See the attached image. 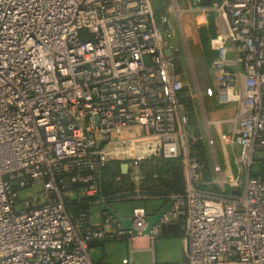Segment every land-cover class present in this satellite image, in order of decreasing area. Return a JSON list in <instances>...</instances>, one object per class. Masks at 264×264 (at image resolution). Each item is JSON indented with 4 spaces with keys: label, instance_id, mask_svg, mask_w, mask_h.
<instances>
[{
    "label": "built area",
    "instance_id": "obj_1",
    "mask_svg": "<svg viewBox=\"0 0 264 264\" xmlns=\"http://www.w3.org/2000/svg\"><path fill=\"white\" fill-rule=\"evenodd\" d=\"M199 1L190 0L198 27L210 15L215 23L202 89L189 57L165 40L168 17L152 0H0V264H95L90 242L121 240L131 250L119 264H137L131 251L178 223L183 260L171 264H264V175L252 171L264 151V0ZM220 124L230 179L208 132ZM196 140L215 178L203 174ZM152 159L182 166L183 194L166 195L175 202L161 223L145 237L103 212L94 223L92 207L110 198L100 193L101 168L126 163L114 181L138 185L139 166ZM82 198L90 210L76 224L65 199ZM145 215L131 210L138 233Z\"/></svg>",
    "mask_w": 264,
    "mask_h": 264
},
{
    "label": "rangeland",
    "instance_id": "obj_2",
    "mask_svg": "<svg viewBox=\"0 0 264 264\" xmlns=\"http://www.w3.org/2000/svg\"><path fill=\"white\" fill-rule=\"evenodd\" d=\"M166 12L165 14L168 17V25L170 32L169 35H165V40L170 43L172 46H176L179 49L180 55L183 56L185 60H187V56L190 59V63L192 64L193 71L196 75V79L200 86V89L204 88L207 83L210 81V76L212 75V71L209 69V65L207 60L205 59V55L202 50V46L200 43L199 29L201 27L206 26L209 22L214 23L213 15H210L207 19V22L198 27V17L197 12L191 11L190 0H167L166 6L163 8ZM158 13V11H157ZM215 27V23H214ZM182 39L185 41L187 45V49L184 48V44ZM181 57V56H180ZM182 70L181 74L183 78H189L191 76V69L183 64L182 62ZM185 71V72H184ZM190 82V81H187ZM204 108L206 110V115L208 119H210V106L208 105V101L205 99ZM215 108V106L213 105ZM219 114V113H218ZM229 113L226 114L225 118H228ZM193 135L195 138L199 135L201 137V133L198 130V124L192 122ZM210 138L212 143L214 144L216 151V163L218 168L226 175L227 179L232 178L234 175L231 172V167L229 164V144H228V134L226 125H209L208 129ZM193 149L196 151L197 157L201 160L203 164L204 170L202 171L204 175L208 177L215 178L213 173V168L208 166V157L204 152V146L201 141L196 140L193 144ZM199 160V161H200ZM255 160L263 162L264 154H256ZM143 164V163H142ZM141 164V165H142ZM140 168V167H139ZM138 168V173L141 174ZM257 167L254 166L255 170ZM133 189L138 186L141 188V184L139 182L138 185L132 184ZM217 188L218 185L216 184ZM220 189V188H219ZM223 189V188H221ZM30 194V191H24L19 193V197H27ZM153 200H140V201H114L110 202V207L113 211H115L121 217L127 218L131 216L132 208L136 206L144 207L147 212H150V205L154 204ZM159 207V206H158ZM156 207L155 210L158 208ZM154 210V211H155ZM93 214V222H100V208L98 206H93L91 209ZM153 212V211H152ZM143 245L147 246V241L142 239ZM150 249L145 250H135L131 251L132 261L137 264H147L150 262H155L156 264H171L178 263L183 260V249H182V239L180 237H163L160 236L156 238L152 244H150ZM131 250V245L127 240L121 241H111L103 244L102 247H95L93 249H89L88 253L90 259L93 263L98 264L99 262H104L105 264H119L123 260L129 258Z\"/></svg>",
    "mask_w": 264,
    "mask_h": 264
},
{
    "label": "trees",
    "instance_id": "obj_3",
    "mask_svg": "<svg viewBox=\"0 0 264 264\" xmlns=\"http://www.w3.org/2000/svg\"><path fill=\"white\" fill-rule=\"evenodd\" d=\"M160 14L157 16V20L160 19ZM215 34V27L213 22H209L206 26L199 29L200 43L207 63H209L214 54L209 50V41ZM191 118V115H190ZM264 154V151L257 152L256 154ZM200 160V159H199ZM253 167L257 168L252 171L254 175H264V161H256ZM201 162V160H200ZM140 184L141 189L146 191L161 192L165 195H181L184 191L182 166L179 161H159L149 160L139 166ZM118 176H122L120 167L117 163H108L100 171V193L104 197L115 196L118 193L130 192L133 190V185L127 179L120 182H115L114 179ZM74 190L76 192L81 190V186L75 185ZM65 208L69 214L73 223H80L85 221L89 213L90 206L86 198H82L79 201L65 199ZM183 230L181 223L163 226L160 236L163 237H182ZM107 242H90L88 244V250L93 249L96 246L102 247Z\"/></svg>",
    "mask_w": 264,
    "mask_h": 264
},
{
    "label": "water",
    "instance_id": "obj_4",
    "mask_svg": "<svg viewBox=\"0 0 264 264\" xmlns=\"http://www.w3.org/2000/svg\"><path fill=\"white\" fill-rule=\"evenodd\" d=\"M198 1V0H196ZM167 0H152V6L155 10L163 9L166 6ZM199 3L201 5H208L209 0H200ZM165 55L169 56L170 51L166 50ZM120 169L122 173H126L128 170V166L126 163L120 164ZM146 200V199H161V205L152 213H146L143 218L144 228L138 233V231L133 227L134 219L132 217H121L115 211H113L110 207V202L114 201H135V200ZM175 202L174 197H167L164 193L154 192V191H146L143 189L132 190L130 192L118 194L115 196H111L106 203L100 204L101 212L105 213L107 216L111 217L118 225L120 231H128L130 232L132 237L137 236H148L150 232L159 225L162 221V218L171 210L173 204Z\"/></svg>",
    "mask_w": 264,
    "mask_h": 264
},
{
    "label": "crops",
    "instance_id": "obj_5",
    "mask_svg": "<svg viewBox=\"0 0 264 264\" xmlns=\"http://www.w3.org/2000/svg\"><path fill=\"white\" fill-rule=\"evenodd\" d=\"M185 45V48L187 49V45H186V43L184 44ZM182 56V55H181ZM184 64V63H183ZM182 67H183V65L181 64V69H182ZM185 72V71H184ZM186 79V78H185ZM187 81H191V76L188 78L187 77ZM232 112H233V110H232V108L231 107H228V108H226V109H219L218 110V115H219V117L220 118H225V117H227V116H225L226 114H228L229 113V115H231L232 114ZM228 115V116H229ZM223 116H225V117H223ZM139 189H141L140 187H138V186H136L133 190H139ZM145 200V199H144ZM146 200H153V201H155L154 202V204H152V205H150V212H147V210L144 208V207H142V206H136V207H134V208H143V209H145V211H146V213H152V211H154L155 210V208L156 207H158V206H160L161 205V203H162V200L161 199H146ZM145 200V201H146ZM135 201H140V200H135ZM133 209V208H132ZM99 263H104V262H99Z\"/></svg>",
    "mask_w": 264,
    "mask_h": 264
},
{
    "label": "bare ground",
    "instance_id": "obj_6",
    "mask_svg": "<svg viewBox=\"0 0 264 264\" xmlns=\"http://www.w3.org/2000/svg\"><path fill=\"white\" fill-rule=\"evenodd\" d=\"M136 243H137L138 246H141L143 242H142V240H137ZM142 246H143V245H142Z\"/></svg>",
    "mask_w": 264,
    "mask_h": 264
}]
</instances>
